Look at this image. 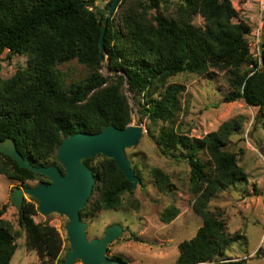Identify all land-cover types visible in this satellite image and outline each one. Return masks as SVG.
I'll use <instances>...</instances> for the list:
<instances>
[{
	"label": "trees",
	"instance_id": "trees-1",
	"mask_svg": "<svg viewBox=\"0 0 264 264\" xmlns=\"http://www.w3.org/2000/svg\"><path fill=\"white\" fill-rule=\"evenodd\" d=\"M97 1L0 0V140L14 139L24 158L35 166L58 165L63 170L56 153L69 134L132 123L127 89L147 120L148 135L159 154L190 168L192 208L203 222L192 238L178 244L176 264L213 261L242 237L228 231L226 219L212 211L210 203L219 192L247 180L238 153L228 148L232 135L242 130L244 117L228 119L217 130L193 137L179 122L180 114L188 115L190 110L189 99L185 105L181 101L186 87L169 80L180 73L213 78L216 71L224 72L229 89L223 102L243 100L264 115V48L259 56L252 53V28L239 17L232 0H120L107 23V73H103L100 39L112 1L105 11L96 12ZM198 15L202 25L194 22ZM5 51L27 57V65L10 78L1 76ZM73 60L84 65L88 74L68 83L59 66ZM114 73L119 76L107 77ZM86 163L96 182L81 210L82 219L101 211L139 208V200L132 197L133 182L114 159L100 154ZM133 167L144 184L143 171L136 163ZM152 173L160 189H172L167 172L154 167ZM0 175L26 186L32 181L47 183L45 175L20 167L2 152ZM28 198L19 208L27 247L38 252V264H65V257H60L62 236L48 221H36L38 202ZM6 210L7 205L0 208V264H11L17 249L11 223L2 218ZM179 214L172 204L160 219L169 224ZM133 239L143 242L136 234ZM110 258L129 264L118 255Z\"/></svg>",
	"mask_w": 264,
	"mask_h": 264
},
{
	"label": "rangeland",
	"instance_id": "rangeland-1",
	"mask_svg": "<svg viewBox=\"0 0 264 264\" xmlns=\"http://www.w3.org/2000/svg\"><path fill=\"white\" fill-rule=\"evenodd\" d=\"M110 1L113 0H98L94 10L105 11ZM232 3L239 17L251 26V51L259 56L264 48V0H232ZM194 22L202 25L204 21L198 15ZM2 58L3 78L12 77L27 65V57L18 53L10 55L5 51ZM106 64L107 61L103 60V73H107ZM59 67L65 73L68 83L82 80L88 74L85 66L76 60ZM169 82L184 84L186 87L181 101L185 105L186 99H189L190 110L188 115L180 114L179 122L193 137H202L217 130L228 119L239 115L244 117L242 130L232 135L228 148L238 153L239 164L246 171L247 180L237 181L227 190L219 192L210 203V209L226 219L228 231L239 232L242 237L231 242L223 255L202 264L237 260H245L242 264H264V115L257 107H250L243 100L223 102L224 94L229 89L224 72L216 71L213 78L180 73ZM125 91L133 107L132 123L142 120L145 126L143 138L127 150L128 156L144 175V184H139L132 195L139 200L140 205L137 209L131 207L119 211H101L87 216L83 219L88 223L87 234L89 238L101 237L108 227L119 224L125 232L109 246L108 256H121L129 264H176L178 244L192 238L203 222L192 208L190 168L185 162H176L159 154L154 140L148 135L147 120L142 119L136 99L127 89ZM202 156L208 161L207 156ZM154 167H160L170 175L173 184L171 190L157 186L152 173ZM36 184V181H32L29 185ZM19 186L26 185L0 175V208L7 205L2 218L11 223L17 243L11 264H38V252L26 245V232L19 224V208L11 202V195ZM25 199L29 200L28 196ZM172 204L180 209V214L173 222L165 224L160 215ZM36 221H48L57 228L64 240L60 257H65L70 246L66 232L68 218L57 213H39ZM133 233L140 236L143 242L133 239ZM75 264L83 263L78 261Z\"/></svg>",
	"mask_w": 264,
	"mask_h": 264
},
{
	"label": "water",
	"instance_id": "water-1",
	"mask_svg": "<svg viewBox=\"0 0 264 264\" xmlns=\"http://www.w3.org/2000/svg\"><path fill=\"white\" fill-rule=\"evenodd\" d=\"M119 2L120 0L112 1L103 20L100 39L102 61L105 54L104 39L108 19L117 9ZM118 76L119 73H114L107 77ZM133 104L135 105V102ZM144 132L145 126L141 120L125 128L109 124L99 132L69 134L61 142L56 153L57 160L65 168V174L56 165H33L18 150L14 139L0 140V152L11 156L20 167L42 173L47 177L48 183L16 187L11 195V202L21 208L25 197L31 196L37 200L41 214L57 213L68 218L66 232L70 246L66 250L65 264H75L78 261L83 264H126L108 256L110 244L121 238L125 232L121 225L108 227L101 237L89 238L87 234L88 223L82 219L81 210L93 193L96 177L86 160L100 154L114 159L116 166L129 181L133 182L135 189L142 180L136 174L127 150L143 138Z\"/></svg>",
	"mask_w": 264,
	"mask_h": 264
},
{
	"label": "flooded vegetation",
	"instance_id": "flooded-vegetation-1",
	"mask_svg": "<svg viewBox=\"0 0 264 264\" xmlns=\"http://www.w3.org/2000/svg\"><path fill=\"white\" fill-rule=\"evenodd\" d=\"M56 166H58V165H56ZM63 166V165H62ZM59 167V166H58ZM61 170V169H60ZM62 171V173L63 174H65V168L63 167V170H61ZM46 177V176H45ZM46 180H47V177H46ZM47 183H48V180H47ZM23 184V183H22ZM28 184H30V182H28ZM38 184V183H37ZM36 184V185H37ZM40 184V183H39ZM30 186H35V185H30ZM26 198V197H25ZM24 201H25V199H24Z\"/></svg>",
	"mask_w": 264,
	"mask_h": 264
},
{
	"label": "clouds",
	"instance_id": "clouds-1",
	"mask_svg": "<svg viewBox=\"0 0 264 264\" xmlns=\"http://www.w3.org/2000/svg\"><path fill=\"white\" fill-rule=\"evenodd\" d=\"M112 243H113V242H112ZM112 243H111V244H112ZM111 244H110V245H111ZM109 257H110V256H109Z\"/></svg>",
	"mask_w": 264,
	"mask_h": 264
}]
</instances>
